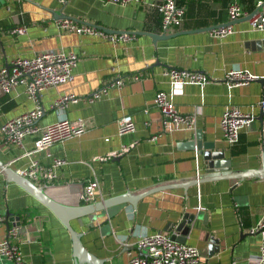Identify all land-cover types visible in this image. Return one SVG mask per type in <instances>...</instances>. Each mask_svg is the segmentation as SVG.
<instances>
[{"label":"crops","instance_id":"crops-1","mask_svg":"<svg viewBox=\"0 0 264 264\" xmlns=\"http://www.w3.org/2000/svg\"><path fill=\"white\" fill-rule=\"evenodd\" d=\"M152 1L0 0V68L11 58H31L45 50L77 56L72 79L42 91L43 113L37 124L43 126L64 116L82 119L85 131L40 152H30L34 136L24 137L21 147L0 144V162L15 172L33 158L45 164L56 157L66 161L43 188L56 202L83 205L78 192L92 177L98 182L94 201L98 202L124 192H140L159 182L190 183L194 177L206 176L201 155L186 143L194 129L201 131L202 141L229 159L231 171L260 168L257 102L264 98V81L227 86L221 78L232 68L264 78V47H260L264 30L253 29L242 16L231 22L228 35L213 36L209 28L228 23L226 8L233 0H177L184 6L182 20L178 27L163 31L159 17L147 5ZM235 1L244 16L256 10L257 0ZM62 16L116 31H133L136 36L112 43L96 35L60 31L56 21ZM19 26L25 28L22 34L11 32ZM166 67L196 70L212 81L174 88L162 74ZM134 74L138 78L130 79ZM120 76L125 79L120 88L110 87L99 98L87 100ZM158 90L169 94L180 114L194 116V129L161 130L160 115L153 105ZM62 93H71L78 100L58 112L51 104ZM32 105L22 85L0 94V124ZM228 105L255 114L233 145L223 140L219 128L221 113ZM123 115L131 117L134 130L119 135L117 119ZM130 144L128 151L117 157L97 158ZM5 212L11 213L10 217L6 218ZM0 215L7 221V225L0 223V240L7 229L16 227L14 242L25 264H74L71 240L63 225L1 172ZM263 215L264 178H214L146 193L133 204H115L72 218L69 224L80 234L83 247L103 259L102 264H127L129 257L138 253L135 244L141 236L154 232L171 236L176 225L188 218L190 229L183 243L199 250L197 264H256L261 234L247 230ZM215 245L217 251H213ZM0 264L11 261L0 256Z\"/></svg>","mask_w":264,"mask_h":264},{"label":"built area","instance_id":"built-area-1","mask_svg":"<svg viewBox=\"0 0 264 264\" xmlns=\"http://www.w3.org/2000/svg\"><path fill=\"white\" fill-rule=\"evenodd\" d=\"M64 2V0H58ZM103 2H115L119 4H137L140 0H100ZM147 5L159 17L160 27L163 31L179 26L184 6L177 0H154ZM246 13L235 1H231L226 8L227 24L209 28V32L216 37H224L231 32L230 23L244 16ZM250 26L255 30H264V0H257L256 10L248 19ZM60 31H71L81 34L99 36L112 43L128 41L136 36L133 31L118 30L105 32L93 23L62 18L56 21ZM23 26L11 30L14 34H22ZM77 56L71 52L59 50H45L31 58L14 57L9 59L0 68V94L9 92L17 85H22L26 95L33 105L30 109L4 120L0 124V144L6 146L21 147L22 140L26 136H34L33 147L30 152H40L55 142H61L69 137L79 135L86 129L82 119L69 120L64 116L39 126L38 119L43 113L40 101L41 93L48 87L69 82L72 79V70L76 64ZM162 74L166 76L169 84L178 88L183 84H195L203 86L211 82L210 76L205 73L179 67L163 68ZM139 75L134 74L129 78L135 80ZM253 74L238 68H232L224 72L221 80L227 86H238L256 80ZM124 77H116L95 90L87 100L99 98L108 88H120L124 84ZM78 98L71 93H62L55 98L51 107L61 112L68 104L77 102ZM153 105L159 112L161 130L167 131L173 128L194 129V116L180 114L174 107L169 94L158 90L153 97ZM258 110L264 115V98L257 102ZM255 114L251 111H242L237 106H225L220 119L219 128L223 140L228 145L238 141L239 131L246 128L254 119ZM134 130V124L129 115L120 116L117 119V134L122 135ZM130 145H123L119 150L97 157L99 160H107L117 157L128 151ZM66 161L63 158H52L48 164L37 159H30L28 164L21 170L16 171L36 186L44 188L53 181L57 175V169ZM98 191V182L95 177L87 180L78 192V200L83 204L95 201V193ZM5 217L0 215V223ZM249 233L261 234L259 253L255 258L256 264H264V215L257 223L249 227ZM17 236V228L11 227L6 230L0 240V256L11 261V264H25L17 244L14 242ZM138 253L129 257L127 264H197L200 256L199 250L191 245L177 242L163 232L141 236L135 244Z\"/></svg>","mask_w":264,"mask_h":264},{"label":"water","instance_id":"water-1","mask_svg":"<svg viewBox=\"0 0 264 264\" xmlns=\"http://www.w3.org/2000/svg\"><path fill=\"white\" fill-rule=\"evenodd\" d=\"M254 12L243 16L242 18L248 20ZM62 18H70L62 16ZM61 18V19H62ZM237 20V19H236ZM235 21V20H234ZM231 24V23H230ZM100 27L105 32H114L116 30L108 29L103 26ZM257 43V42H256ZM264 42L260 41V47H264ZM256 81L262 82L263 79L257 78ZM258 120L260 122V148L262 151L261 154V165L259 169L256 170H245V171H231L229 159L223 158V153L219 150H215L209 142H204L201 140V131L194 129L192 132V139L188 140V148L195 151L196 154H200L203 160L204 168L206 169V176H197L194 177L192 182L187 183V181H175L174 182H159L143 191L140 192H124L120 195H116L110 198L103 199L98 202H93L90 204H83L78 206H67L59 202H56L49 196H47L42 187L36 186L26 178L20 176L17 172L10 169L7 165L0 162V172L6 177L7 180L16 183L27 193L31 194L36 200L43 204L63 225L65 230L68 232L71 240V255L74 259V264H102L103 259L97 258L95 255L87 251L81 241L80 234L75 232L70 224L69 220L76 218L85 214H90L91 212L98 211L109 206L120 204L123 202H128L133 204L134 200L143 196L146 193H150L156 190H161L164 188L171 187H182L184 188L187 184H196L201 180H208L214 178H233V179H243L246 177L254 178H264V115L261 111L258 113ZM11 213L5 212V217H10ZM17 219V217H15ZM191 218L186 219V221H181L175 227L174 233L170 236L171 239L183 243L184 237L189 232V224ZM7 225V221H4ZM19 225V221L17 222ZM218 247L213 246V251H217Z\"/></svg>","mask_w":264,"mask_h":264},{"label":"rangeland","instance_id":"rangeland-1","mask_svg":"<svg viewBox=\"0 0 264 264\" xmlns=\"http://www.w3.org/2000/svg\"><path fill=\"white\" fill-rule=\"evenodd\" d=\"M5 259V258H4Z\"/></svg>","mask_w":264,"mask_h":264}]
</instances>
